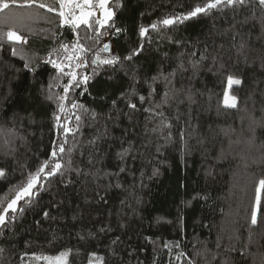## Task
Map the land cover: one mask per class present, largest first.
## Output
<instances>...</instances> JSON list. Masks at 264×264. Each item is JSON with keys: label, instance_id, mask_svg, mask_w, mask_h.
<instances>
[{"label": "trees", "instance_id": "1", "mask_svg": "<svg viewBox=\"0 0 264 264\" xmlns=\"http://www.w3.org/2000/svg\"><path fill=\"white\" fill-rule=\"evenodd\" d=\"M208 1L109 0L105 24L71 25L59 0H6L0 211L49 163L0 224V264H264V6L182 17Z\"/></svg>", "mask_w": 264, "mask_h": 264}, {"label": "snow or ice", "instance_id": "2", "mask_svg": "<svg viewBox=\"0 0 264 264\" xmlns=\"http://www.w3.org/2000/svg\"><path fill=\"white\" fill-rule=\"evenodd\" d=\"M245 2V0H209L208 3H206L203 7H196L193 11L189 12L187 14V16H185L184 18L187 19L189 17H193L195 15H197L198 13H203L205 12L206 10L208 9H212V8H216L217 6L221 5V4H225V5H228V6H234L236 5L237 3L243 5ZM11 3L12 4H15L16 3V0H11ZM27 3L28 4H33L35 3V0H27ZM84 3L85 4H89L91 3V0H84ZM106 3V0H100V7L103 8L104 7V4ZM258 3L262 6H264V0H258ZM63 4H64V0H60V7L62 8L63 7ZM40 7H46V5L44 4H40L39 5ZM10 7L9 3L6 2V0H0V11H3L5 9H8ZM49 11H56L55 8H52V7H49L48 8ZM60 16H64V13L63 11H60L59 13ZM108 15L110 16L111 13H108ZM81 20V22L83 23H87L86 20L83 19V17L79 18ZM176 19H179V17H176ZM174 20L173 19H163L162 21H160L161 24L163 25H171L173 24ZM151 27L153 29H156L157 25L154 23L153 25H151ZM141 35H144L146 32H147V29L145 28H141ZM7 38L9 40H22V37L19 36L16 32L14 31H11L9 30L7 32ZM63 47H67V46H63ZM79 47L82 49V50H85L84 49V46L82 44L79 45ZM108 45H104V50H107L108 49ZM13 54H15V50H13ZM119 58L118 57H114L113 59L111 60H105L103 61V63H106V64H112L114 63L116 60H118ZM126 59H131V56L129 57H126ZM51 63L55 64V66L61 71L63 72V67L60 65V64H56L55 61H50ZM93 63H95V61H93ZM25 67H28V65L26 64ZM73 79H75V76L73 74ZM85 80H87V77L84 78ZM155 79V78H154ZM241 80L239 79H234L232 76H229L228 77V83L229 85H232V84H241ZM76 86H79V84L77 83ZM69 89L68 87H65L64 91L67 92ZM165 96H167V93H165ZM51 98V97H49ZM66 97H58V100H63L65 99ZM140 101H144L145 100V97L144 96H140L139 97ZM224 103L225 105L227 106H230V107H236V97H231V102L229 101V97L227 95V93L225 94V100H224ZM73 107H77V105H73ZM129 107L135 109L136 108V105L135 104H129ZM60 110L63 111V105L61 104L60 105ZM93 115H95L93 113ZM58 119V118H57ZM76 119L79 121L81 118L79 116L76 117ZM65 132H68V131H71L70 129H67L65 128L64 129ZM66 149L64 147V144H58V145H55L54 146V149L51 153V157L53 159H55L59 154H63L65 153ZM68 151H71L70 149ZM48 161H45L44 165L41 166L40 168H38L37 170V173L36 174H30V178L28 180V183L25 187H22L20 189L19 192H17L16 196L14 199H12L8 204H7V207L3 208L2 211H0V224H4L5 223V219H6V216L7 214L9 213V210L15 212L17 209H16V204L19 200H21L23 197L25 196H31L32 194V189L35 187L38 179H39V173L40 172H43L44 169L46 167H48ZM62 168V164L59 160H55V163L52 165V167L49 169V171L47 172V175L51 176V175H54L56 172L60 171ZM4 173H3V170H0V176H2ZM259 184L261 187H264V179H261L259 181ZM258 202H259V199H258ZM48 213H45V216H47ZM257 222V217H256V213L253 212L252 214V223L255 224ZM70 251V250H68ZM68 251H65V252H61L59 254L58 257H56L55 259L58 261V262H63V260L67 257L68 255ZM92 257H96V253H92L91 254ZM44 259H49L48 257H44ZM98 260H102V258L100 257H97ZM89 264H92V260L90 259L89 260Z\"/></svg>", "mask_w": 264, "mask_h": 264}, {"label": "rangeland", "instance_id": "3", "mask_svg": "<svg viewBox=\"0 0 264 264\" xmlns=\"http://www.w3.org/2000/svg\"><path fill=\"white\" fill-rule=\"evenodd\" d=\"M108 1L109 0H106V3L104 4V7L101 8L100 7V0H91V3H89V4H85L84 0H64L63 7L62 8L60 7L61 8L60 11H63V13H64V16L62 17V21H63V23L76 25V24L82 23L79 18L83 17V19L87 21L89 16L91 14H94V15H96L98 17V19L100 20L101 24H105L110 19V17L112 16V11L108 7ZM59 2H60V0H59ZM199 7H203V6H199ZM108 13H111V15L109 16ZM187 14L183 15L182 17L187 16ZM168 19L175 20L174 17H169ZM79 57H80V52H76V53L73 52V53L69 54V56L67 57L66 64L76 60ZM228 87H229V83H228ZM226 93H227V95L229 97V101L230 102H231V97H234L229 92V89L227 88V90L224 93L223 103H224V100H225V94ZM25 197H27V196H25ZM25 197H23V198H25ZM58 256H59V254L56 255V256H39L38 257V260H39L38 264H61V262H58L55 259ZM44 257H48L49 259H44ZM65 260H66V258L63 260L62 264L65 263Z\"/></svg>", "mask_w": 264, "mask_h": 264}, {"label": "water", "instance_id": "4", "mask_svg": "<svg viewBox=\"0 0 264 264\" xmlns=\"http://www.w3.org/2000/svg\"><path fill=\"white\" fill-rule=\"evenodd\" d=\"M106 45H108L109 47H108V49L107 50H104V48H103V51L104 52H110V50H111V47H110V45L109 44H106ZM96 60H97V57L95 58V62H96Z\"/></svg>", "mask_w": 264, "mask_h": 264}]
</instances>
